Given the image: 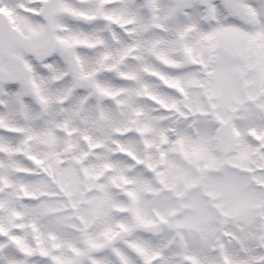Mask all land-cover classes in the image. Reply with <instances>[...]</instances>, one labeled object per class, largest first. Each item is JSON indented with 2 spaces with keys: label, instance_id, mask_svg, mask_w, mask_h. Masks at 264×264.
<instances>
[{
  "label": "clouds",
  "instance_id": "clouds-1",
  "mask_svg": "<svg viewBox=\"0 0 264 264\" xmlns=\"http://www.w3.org/2000/svg\"><path fill=\"white\" fill-rule=\"evenodd\" d=\"M192 2L205 7L196 21L198 29L186 40L198 38L200 24L213 29L235 18L220 7L226 0H219L215 15L205 0ZM74 3L93 9L135 6L141 36L158 35L159 49L184 61L182 51H172L168 41L176 38L175 25L188 13L182 7L169 11L170 0L160 3L159 22L167 30L161 33H154L152 10L141 11L147 0ZM256 3L264 9V0ZM240 19L256 30L264 26V11L255 20L243 14ZM59 23L61 31L53 38L78 33L100 43L92 48L58 46L46 54L24 50L22 63L0 64V175L15 182L0 192V199L15 193L11 199L24 213L15 219L6 209L0 211V227L15 231L16 224L24 223L20 235L32 242L34 218L46 232L60 225L61 218L78 223L77 217L84 215L94 221L89 230L98 231L106 225L134 226L138 215L159 220L163 214L168 223L152 235L171 237L176 244L173 264H184L185 252L201 250L206 254L200 264H264V183L257 179L264 180V139L252 131L264 133V91L243 85L239 100L225 101L210 94L208 70L185 61L181 92L146 70L170 71L147 48L135 53L140 59L121 58L124 43L130 41L111 21L98 15L89 28L72 17ZM121 72L133 76L124 80ZM193 77L200 83H191ZM17 80L15 92L4 86ZM98 85L118 95L102 93ZM247 112L255 118L240 119ZM200 143L207 147L206 156H185L190 145ZM29 156L42 163L35 164ZM19 168L32 169V174H22ZM20 183L35 193V203L57 211L34 217ZM226 184L236 190L222 193ZM100 202L104 214L96 217ZM142 233L137 228L131 236ZM8 257L0 248V264H7Z\"/></svg>",
  "mask_w": 264,
  "mask_h": 264
},
{
  "label": "snow or ice",
  "instance_id": "snow-or-ice-1",
  "mask_svg": "<svg viewBox=\"0 0 264 264\" xmlns=\"http://www.w3.org/2000/svg\"><path fill=\"white\" fill-rule=\"evenodd\" d=\"M110 3V0H105ZM161 0H147L146 8L141 11L152 10L155 23L154 33L166 32L165 26L160 23ZM207 10L215 15L219 0L213 4L211 0H205ZM182 7L188 15H182L174 28L175 39L168 41L172 51H182L184 61L176 59L164 50L159 49L161 39L158 35L149 36L147 39L141 36V29L136 26L137 12L135 6L113 9L89 8L74 3V0H0V64L13 65L22 63L24 50L41 54L54 51L58 46L63 48L95 47L99 40H92L85 35L71 33L68 35L59 33L60 21L65 17H72L78 21L81 27L89 28L97 22L98 15L104 20L111 21L117 26V32L124 36L126 42L121 49V58L130 55L134 59H140L135 55L137 50L147 48L156 60L170 71H160L147 68L152 75L158 77L170 88L184 91L183 71L184 62L208 70L211 77L210 94L220 97L225 101L239 100L240 89L243 85H254L256 89L264 91V26L256 30H249L248 26L241 22V14L251 20H255L261 11H264L256 0H226L221 8L227 9L235 17L225 25L208 29L206 24L199 25V35L194 41L186 40L189 32L196 31L199 13L205 7L202 4L193 3L192 0H170L169 11ZM55 57L50 56L49 59ZM27 67V65H25ZM112 67V66H109ZM124 80L132 78L133 74L121 72ZM191 83H200L196 78ZM10 91L15 92L19 81H12L4 85ZM98 90L110 96L118 95L115 91L97 86ZM37 94L39 89H36ZM255 97L250 93L249 99ZM215 106V105H214ZM235 110V109H233ZM252 112L244 113L240 119H254ZM217 119L223 117L217 113ZM258 139H264V133H257L252 129ZM186 157L201 158L207 155V147L204 143L192 144L184 152ZM35 164L42 162L35 156H29ZM22 174L31 175L32 169H17ZM180 173L178 172L177 175ZM261 183L264 180L257 178ZM168 187L166 181H161ZM14 181L8 176L0 175V192L6 188H12ZM29 212L38 217L42 214L57 211L35 203V193L19 184ZM236 190L234 184H226L221 187L222 193H231ZM10 194L8 200L0 199V211L7 210L10 217L20 219L24 213L14 205ZM129 195L135 196L134 193ZM77 202L72 203L76 208ZM95 215L104 214L102 202L95 206ZM78 223L66 221L70 217L61 218L62 223L49 230L42 231L36 219H32L30 227L33 232L32 242L25 241L20 232L26 227L24 223L15 225V231L0 227V248L9 253L7 264H27V260L36 264H173L172 254L176 250V244L168 235H152L159 229L160 224H167V217L159 215V220L147 219L137 216V224L130 226L119 224L117 226L106 225L98 231H90L93 220L84 215L77 217ZM143 229L139 236L132 237L135 229ZM201 250L196 253L185 252L184 264H200V259L205 255ZM228 261V257H224Z\"/></svg>",
  "mask_w": 264,
  "mask_h": 264
}]
</instances>
